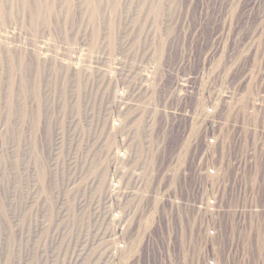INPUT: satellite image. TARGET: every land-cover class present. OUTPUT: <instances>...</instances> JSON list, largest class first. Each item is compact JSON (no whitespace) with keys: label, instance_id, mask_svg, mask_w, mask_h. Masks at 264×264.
Instances as JSON below:
<instances>
[{"label":"rangeland","instance_id":"obj_1","mask_svg":"<svg viewBox=\"0 0 264 264\" xmlns=\"http://www.w3.org/2000/svg\"><path fill=\"white\" fill-rule=\"evenodd\" d=\"M120 61L127 84L147 76L140 112H203L213 78L263 71L264 0H0V264H182L173 227L113 254ZM184 74L198 97L177 96ZM147 119L128 130L150 150ZM183 128L161 133L166 154L198 139Z\"/></svg>","mask_w":264,"mask_h":264},{"label":"built area","instance_id":"obj_2","mask_svg":"<svg viewBox=\"0 0 264 264\" xmlns=\"http://www.w3.org/2000/svg\"><path fill=\"white\" fill-rule=\"evenodd\" d=\"M119 65L117 149L109 184L115 258L143 242L144 227H173L180 231L182 264H264V69L244 70L237 80L213 78L211 102L203 112L164 107L140 112L153 107L147 76L129 85L123 62ZM144 68L138 64L136 70ZM196 79L178 77L177 96L203 93V82L195 86ZM151 114L152 122L165 127L152 130L151 162L146 163L126 126ZM177 122L200 135L187 148L166 154L161 133ZM159 255L165 264L167 257Z\"/></svg>","mask_w":264,"mask_h":264},{"label":"bare ground","instance_id":"obj_3","mask_svg":"<svg viewBox=\"0 0 264 264\" xmlns=\"http://www.w3.org/2000/svg\"><path fill=\"white\" fill-rule=\"evenodd\" d=\"M148 117V116H147ZM140 119H146V117H142V118H140ZM134 122V121H133ZM151 122H152V120L149 122L150 123V126H151ZM132 123V122H131ZM131 123H128V125L126 126V130L128 131V133H129V137H130V142L131 143H133L132 142V137L130 136V132H129V130H128V126L131 124ZM140 123V122H139ZM146 123H148V119L146 120ZM148 123V124H149ZM141 124V123H140ZM139 125V124H138ZM137 125V126H138ZM134 127V126H133ZM132 128V127H131ZM135 128V127H134ZM130 129V128H129ZM134 131V130H133ZM137 132V131H136ZM150 132H151V136H152V130H150ZM140 133V132H139ZM147 135V134H146ZM116 136L118 137V133H116ZM136 137V136H135ZM148 137V136H147ZM139 139V138H138ZM152 140V139H151ZM138 141V140H137ZM146 141V140H145ZM133 145L136 147V148H138L139 150H141V151H143L142 153H141V151H140V157H142L141 159L143 160V162H146V163H149V162H151V160H149V157H148V152H149V148L147 149V148H145V143L142 145V144H140L139 145V143L137 142V143H133ZM144 148V150H142ZM150 149H151V147H150ZM147 150V151H146ZM144 154H146L145 155V158H143V156H144ZM100 178V177H99ZM100 181V180H99ZM99 184H100V182H99Z\"/></svg>","mask_w":264,"mask_h":264}]
</instances>
